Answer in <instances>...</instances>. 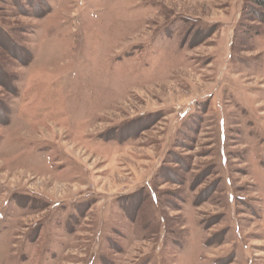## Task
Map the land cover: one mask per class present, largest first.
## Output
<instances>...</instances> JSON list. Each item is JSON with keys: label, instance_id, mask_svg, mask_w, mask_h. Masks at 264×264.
I'll return each mask as SVG.
<instances>
[{"label": "rangeland", "instance_id": "rangeland-1", "mask_svg": "<svg viewBox=\"0 0 264 264\" xmlns=\"http://www.w3.org/2000/svg\"><path fill=\"white\" fill-rule=\"evenodd\" d=\"M0 264H264V7L0 0Z\"/></svg>", "mask_w": 264, "mask_h": 264}, {"label": "trees", "instance_id": "trees-1", "mask_svg": "<svg viewBox=\"0 0 264 264\" xmlns=\"http://www.w3.org/2000/svg\"><path fill=\"white\" fill-rule=\"evenodd\" d=\"M254 1H256L259 5L264 7V0H254Z\"/></svg>", "mask_w": 264, "mask_h": 264}]
</instances>
